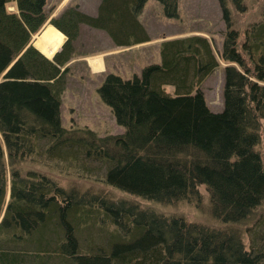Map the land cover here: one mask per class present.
<instances>
[{"label":"trees","instance_id":"16d2710c","mask_svg":"<svg viewBox=\"0 0 264 264\" xmlns=\"http://www.w3.org/2000/svg\"><path fill=\"white\" fill-rule=\"evenodd\" d=\"M160 1L167 16L179 14L178 0ZM219 1L223 109L211 110L200 87L221 65L211 41L168 38L161 61L141 74H107L98 90L125 129L99 135L62 123V66L81 23L106 29L119 44L150 40L139 19L147 0H102L96 15L73 3L50 19L47 0H0V264H264V21L239 42L228 2L243 11L245 0ZM48 19L68 36L53 58L31 43ZM41 149L78 164L82 176L87 161L108 167L80 177L93 188L66 187L27 166ZM142 199L205 206L214 221ZM95 217L114 240L99 235L104 247L93 252L81 231Z\"/></svg>","mask_w":264,"mask_h":264},{"label":"rangeland","instance_id":"374dc122","mask_svg":"<svg viewBox=\"0 0 264 264\" xmlns=\"http://www.w3.org/2000/svg\"><path fill=\"white\" fill-rule=\"evenodd\" d=\"M78 1H82L86 9L85 11L92 15H96L99 12L96 6L102 2V0H67L65 2L63 0H49L47 10L49 11L51 7H56L55 4L58 5L59 10L65 9L73 3L77 2L78 4ZM245 3L247 6L246 10L239 11L233 6L231 1L228 2L232 12L233 25L240 31L239 42L244 41L246 29H249L256 22L264 21V0H245ZM178 7L179 15L167 16L164 5L160 0H147L139 18L149 31L152 41L135 44L133 48L128 47L122 52V57H116V55L111 56L108 62L113 67L109 71L90 74L81 62L75 64L73 67L74 72L78 75L83 74L84 77L79 78L78 76L70 77L65 75L68 78V86L61 96L62 122L65 126H88L99 135L123 132L125 128L116 121L110 106L102 100L98 90L106 79L107 73L110 70H114L116 71L115 73L120 74L124 78H133L135 74H141L146 65L161 61L160 45L164 39L190 34L205 35L211 41L216 56L221 62V65L203 81L200 87L204 92L206 102L211 110L221 111L223 109L224 66L227 63L220 57L226 31V21L220 1L178 0ZM8 8L13 9L15 6L10 2ZM57 16L59 15L56 14L53 17ZM84 27V31L81 32L83 42H78L80 52L103 50L102 48L108 49L113 43L117 44L106 29L99 27L94 29V26L87 24ZM92 34H95L93 35L94 37H92ZM166 89L174 93V87L172 85H166ZM39 151L42 152L27 159V166L30 168H41L47 172L50 171L53 176L59 179L62 185L70 188L84 189L89 185L91 188L95 187L96 185L90 184L84 178L92 179L95 176H102L108 167V164L103 161H87V167L83 169L84 172H87L86 174L89 173V176H82L80 175L82 169L78 168V164L73 167L74 163L72 161L58 156L55 151L54 153H47L43 149ZM81 176L84 178H80ZM114 191L120 196L127 195L124 191L117 189ZM141 202L145 203L144 205H151L166 212L173 211L179 214H185L189 218L207 222L214 221L212 219L214 217H212V214L205 206L201 207L202 212H199L191 203L185 201L177 204H163L151 203V201L142 199ZM104 221L96 220L95 217L90 224L82 227L81 240L83 244H81L84 247L90 248L93 252L96 250L99 251V249L104 247L99 235H107V244L111 242V238L113 237L108 228H103L102 223ZM112 239L114 240V238Z\"/></svg>","mask_w":264,"mask_h":264},{"label":"crops","instance_id":"0c3cea01","mask_svg":"<svg viewBox=\"0 0 264 264\" xmlns=\"http://www.w3.org/2000/svg\"><path fill=\"white\" fill-rule=\"evenodd\" d=\"M65 1H67V0H63V2H65ZM78 3L80 5V8L83 11H85L86 9L84 8L82 1L81 2L78 1ZM99 4L96 7H98ZM55 5H56V7H55L54 11L52 12L51 17L55 16L56 14L60 15L65 10V9L59 10L58 5L57 4H55ZM85 12H87V11H85ZM84 26H86V24H82L80 26L79 34H78L77 38L74 40L75 50H74V54H73L72 58L62 66V69L66 68V75H68L70 77H75V76H78L79 78L84 77L83 74L78 75L77 73L74 72L73 67L78 62H81L83 64V66L85 67V69L90 74H93V73L96 74L98 72L102 73L103 71H107V70L109 71V69H111L113 67L108 62V60L111 59V56L116 55V57H122V52L125 49H127L128 47L133 48V46H126L125 47L124 45H119V44L113 43V45H111L108 49L102 48L103 50H92V52H87V51L80 52V50L78 48V42L79 41H81V43L83 42V37H82L81 32L84 31V29H85ZM47 29H51V30H53V32L55 31V33H57V35H59L61 37L60 42H58L56 44V46H54L53 44L51 45V42H52L51 38H48L47 41L45 40V42L42 45L39 44V40L41 39L42 35L44 34V32ZM94 29H96V27ZM96 33H97V31H96ZM93 35H95V34H92V37H94ZM66 40H67V35H65V33H63L61 30H59L57 27H55L51 23L47 22L42 26L41 30L38 31L37 34L33 36L32 43L42 53H44L47 57L52 58L56 52L61 50L62 45ZM51 46L54 47V49L53 48L51 49ZM117 55H119V56H117ZM110 71H114V70H110ZM66 83H68V78H67ZM67 86H68V84H67ZM66 89H67V87H66Z\"/></svg>","mask_w":264,"mask_h":264},{"label":"bare ground","instance_id":"6f19581e","mask_svg":"<svg viewBox=\"0 0 264 264\" xmlns=\"http://www.w3.org/2000/svg\"><path fill=\"white\" fill-rule=\"evenodd\" d=\"M48 38H51L52 42L51 45L53 44L54 46H56V44L58 42H60L61 37L59 35H57V33H55V31L53 32V30L51 29H47L44 34L42 35L41 39L39 40V44H43L45 42V40L47 41ZM50 44V43H49ZM58 46V45H57ZM47 47V46H46ZM54 49V47L51 46V49Z\"/></svg>","mask_w":264,"mask_h":264}]
</instances>
